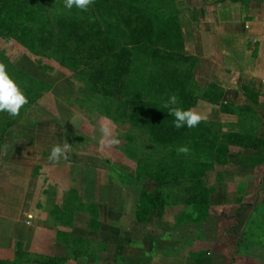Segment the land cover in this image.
<instances>
[{"label":"rangeland","instance_id":"obj_1","mask_svg":"<svg viewBox=\"0 0 264 264\" xmlns=\"http://www.w3.org/2000/svg\"><path fill=\"white\" fill-rule=\"evenodd\" d=\"M175 2L159 0L150 13L172 12ZM182 2L177 20L146 21L120 1L66 11L63 0H0V64L28 100L15 117L0 113V264H176L182 255L196 264L193 248L216 246L239 264H264V148L254 147L264 139V104L223 102L220 121L180 129L163 108L170 94L201 114L222 104L219 95L195 94L194 60L179 37L195 3ZM110 10L108 40L85 35L86 24L105 27ZM118 39L130 67L107 77ZM56 144L68 145L58 163L79 161L78 174L48 166ZM181 145L189 154L176 151ZM218 148L225 158L214 163ZM142 191H160L165 208L139 226ZM199 206L206 221H178Z\"/></svg>","mask_w":264,"mask_h":264},{"label":"crops","instance_id":"obj_2","mask_svg":"<svg viewBox=\"0 0 264 264\" xmlns=\"http://www.w3.org/2000/svg\"><path fill=\"white\" fill-rule=\"evenodd\" d=\"M175 1L176 6L183 3V0ZM194 3L192 16L185 17L179 28L183 55L194 60L195 94L200 89L205 95H219L221 103L234 105L250 101L251 106L263 108L264 0H194ZM222 113L218 104L202 112L205 120L210 121H220ZM64 162H51L48 166L60 167L62 171L74 168L78 174L82 165L79 161ZM40 166L37 163L35 170ZM231 254H223V249L216 246L203 250L193 248L190 255L197 259L196 264H239ZM176 264H188L186 256L182 255Z\"/></svg>","mask_w":264,"mask_h":264},{"label":"trees","instance_id":"obj_3","mask_svg":"<svg viewBox=\"0 0 264 264\" xmlns=\"http://www.w3.org/2000/svg\"><path fill=\"white\" fill-rule=\"evenodd\" d=\"M113 1L115 3H118L120 1L121 3H118V4H120V5H128L131 9H135V10L141 12V15H143V18L146 21L156 20V16H157V18L159 17L161 20H163L162 17L163 16L165 17L166 15H170V17H172L173 19L175 18V20L178 19V17H177V15H178L177 13L178 12H176V8H177L176 3H172L171 4V9L170 10L172 12H168V11L162 10L160 13H158V11H157V14H156V12H155V14L150 13V11L154 8V6L158 3L159 0H151V2H149L147 0H99V4L102 6V9L105 11V9H109L111 7V3L114 4ZM123 1H124V3H123ZM221 1H233V2H236V1H241V0H221ZM111 11L112 10L107 11L109 13L107 15L105 13H103V11H102V17L106 15V19H107L105 27H102L101 25L98 26V25H91V24H86L85 27H82V29H84L85 35H87L90 38L97 39V40H103V39H107L108 40V36H110V32H109V30H107V28L111 29L110 28L111 27L110 24L114 25V23L111 22L112 16H114V14L111 13ZM102 17H100L98 19L100 21H102ZM89 22L97 23V19L94 18V17H91L89 19ZM86 28L89 29L90 34H86V30H87ZM152 33L156 34L157 32L153 31ZM178 33H179V31H178ZM137 36L140 37L141 34L137 32ZM179 37H180V40H181V43H182L181 34L179 35ZM114 43H116V46H119V49L117 50L116 60L113 61L114 64H112V65L111 64H107V68L109 70H114V72L113 71H108L107 77L111 76V77L114 78V75L116 74V72L119 71L120 72V78H122L124 73L127 74L128 70H129V67H130L129 66V61L131 59V57H130L131 52L125 47V44L122 43V41L120 39H118L117 42H114ZM222 106H223V103L221 104V107ZM0 113L4 114L3 112H0ZM16 121L17 120H13L12 122H8L4 126L6 128H8V127L14 125L16 123ZM2 134H0V139L2 138L1 137ZM254 147L255 148H264V139H262L259 142V144L255 145ZM224 158H225L224 150L222 148H218L216 150V153L212 154L210 159L212 161H214V163H221ZM160 191H158L156 194H151L148 191H142L140 193L139 199H138V204H137V207H136V213H135L136 223L139 226L147 223L154 216L163 213L164 208H165V202H164L163 198L161 197L162 193ZM236 213H237L238 221L240 223H242V219H241L242 210L239 209V210H237ZM209 217H210V213L207 210V206H204V207L199 206L197 208L196 214L194 216L187 215L185 217L184 216L183 217H179L178 221L179 222H183V221L204 222ZM32 263H35V264H56L54 258L53 259L48 258L47 261H43V260H40L38 258H34Z\"/></svg>","mask_w":264,"mask_h":264},{"label":"clouds","instance_id":"obj_4","mask_svg":"<svg viewBox=\"0 0 264 264\" xmlns=\"http://www.w3.org/2000/svg\"><path fill=\"white\" fill-rule=\"evenodd\" d=\"M92 4L93 0H63V9L66 11H71L72 9H76L77 11H87ZM27 102L28 100L24 90L18 85L14 78L9 75L5 70L4 65L0 64V112L15 117ZM177 104L178 99L175 94H170L167 100L163 102V108H167V112L173 117L172 126L174 128H194L200 124L201 121L206 119L205 115L193 111L192 109H183L178 107ZM99 131L102 137L111 135L107 124H102ZM109 143H117V141L112 139ZM67 147V144L53 145L50 149L48 160L51 162H57L61 158H67ZM176 151L187 155L190 152V148L187 145H181L177 147ZM134 246L140 247L142 244L134 243Z\"/></svg>","mask_w":264,"mask_h":264}]
</instances>
